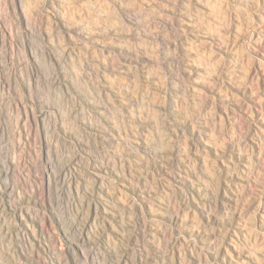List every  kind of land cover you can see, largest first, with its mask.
I'll use <instances>...</instances> for the list:
<instances>
[{
  "label": "rangeland",
  "instance_id": "374dc122",
  "mask_svg": "<svg viewBox=\"0 0 264 264\" xmlns=\"http://www.w3.org/2000/svg\"><path fill=\"white\" fill-rule=\"evenodd\" d=\"M0 264H264V0H0Z\"/></svg>",
  "mask_w": 264,
  "mask_h": 264
}]
</instances>
